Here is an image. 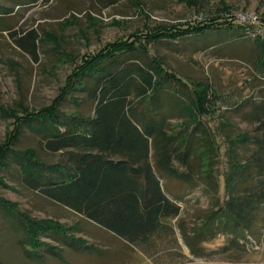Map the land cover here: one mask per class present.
<instances>
[{"label": "trees", "instance_id": "obj_1", "mask_svg": "<svg viewBox=\"0 0 264 264\" xmlns=\"http://www.w3.org/2000/svg\"><path fill=\"white\" fill-rule=\"evenodd\" d=\"M12 12L0 2V22ZM219 23L225 24L222 27L211 19L179 30L135 33L83 56L49 105L26 108L15 117L10 136L0 146V188L5 187L6 178L14 180L129 246L150 252L174 235L171 222L180 215L178 201H182L176 193H189L202 185V196L208 199L204 216L190 232L180 229L193 254H198L199 243L216 235L230 236L227 249L233 251L242 248L240 240L246 236H259L264 231V83L256 84L247 100L251 108L246 111L261 126L255 128V136L243 133L226 140L227 169L220 175L215 136L199 122L185 118L191 105L196 111L209 103L206 87L192 88L149 50L153 43L165 40L180 47L185 38L198 39L200 44L208 38L214 40L211 48L251 38L245 40L248 45L243 51L246 56L252 53L258 66L264 67V29L230 36L232 24ZM17 43L34 55V31ZM69 102L74 109H69ZM180 119H185L183 125L172 124ZM25 131L36 137L37 147L16 148ZM238 143H249L244 155L238 151ZM46 155L58 156L47 161ZM171 183L182 188L170 190ZM0 213L12 218L11 225L17 224L21 233L17 245L28 260L73 264L61 254L58 245L63 238L88 248L86 253L103 263L110 253L76 236V225L30 218L2 198ZM41 250L52 254L54 262Z\"/></svg>", "mask_w": 264, "mask_h": 264}, {"label": "rangeland", "instance_id": "obj_2", "mask_svg": "<svg viewBox=\"0 0 264 264\" xmlns=\"http://www.w3.org/2000/svg\"><path fill=\"white\" fill-rule=\"evenodd\" d=\"M0 2L13 9L11 15L0 22V146L10 136L15 117H20L26 108L30 111L49 105L81 58L97 52L108 42L157 28L179 30L202 25L211 19L219 25V22H230L233 26L230 36L257 34L264 29V0ZM19 3L21 5L17 6ZM31 30L35 33L34 55L27 51V46L17 43V39ZM247 39L251 38H241L236 44L224 47L210 48L214 40L208 38L204 44L195 38H185L181 40L180 47L167 40L149 47L151 55L159 58L164 67L190 83L192 88L196 85L206 87L209 103L204 108L197 107L196 111H192L191 105L185 111V118L193 123L199 122L202 128H207L215 136L216 145L220 148L215 161L220 175L227 169L226 140L243 133L255 136L258 132L255 128L261 126L256 116L246 112L251 108L247 100L255 92L256 84L264 83V67L258 66L252 53L246 56L243 51L248 45L244 44ZM70 104L69 109H74ZM184 120H173L172 124L177 127L183 125ZM248 144H237L242 155L247 152ZM26 147H37L36 137L28 131L16 144L18 149ZM56 156L46 155L45 158L55 161ZM219 179L221 195V176ZM169 188L177 192L182 187L171 183ZM201 189L202 185L189 193H176L182 201H178L180 215L171 222L174 235L150 252L129 246L79 214L9 178L5 180V187L0 188V198L15 204L30 218L56 220L67 227L76 225V236L84 238L88 245L110 252L103 263L86 253L88 248L76 246L63 238L58 245L61 254L65 261L73 264H264V231H259V236H246L240 240L242 248L237 251L227 249L230 245V236L227 235H216L199 243L196 255L190 251L180 229L188 233L193 226L200 224L208 205ZM11 222L12 218L0 213V263L45 264V261L37 263L26 259L17 245L21 233L17 232V224L11 225ZM41 253L51 255L53 262L56 259L46 250H41Z\"/></svg>", "mask_w": 264, "mask_h": 264}]
</instances>
